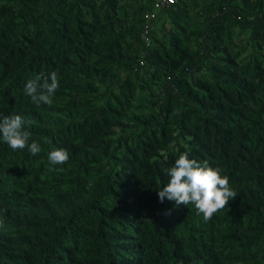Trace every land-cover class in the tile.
Masks as SVG:
<instances>
[{
	"label": "trees",
	"instance_id": "trees-1",
	"mask_svg": "<svg viewBox=\"0 0 264 264\" xmlns=\"http://www.w3.org/2000/svg\"><path fill=\"white\" fill-rule=\"evenodd\" d=\"M11 1L13 9L0 10L11 18L0 24V117L21 116L29 143L38 142L41 151L33 156L0 141V157L16 170L0 177V264H264V91L219 68L212 69L211 85L186 80L190 68L200 69L210 57L226 25L249 29L254 41L264 34V0H219L202 51L191 55L173 43L177 60L168 62L146 53L145 62L167 67L157 110L149 116H126L106 103L81 119L68 106L35 105L23 89L41 74L37 61L58 60L60 68L105 82L87 68L73 69L64 54L80 55L79 45L89 49V32L78 23L69 33V26L49 16L48 43L56 45V54L47 40L14 42L13 31L31 23L43 0ZM51 2L45 6L58 7ZM140 19V31L127 32L142 43ZM240 104L256 106L254 117L246 118ZM58 148L69 159L52 166L47 156ZM185 152L219 168L237 192L207 222L192 204L158 200L169 179L164 170Z\"/></svg>",
	"mask_w": 264,
	"mask_h": 264
},
{
	"label": "rangeland",
	"instance_id": "rangeland-1",
	"mask_svg": "<svg viewBox=\"0 0 264 264\" xmlns=\"http://www.w3.org/2000/svg\"><path fill=\"white\" fill-rule=\"evenodd\" d=\"M46 1L43 0L33 11L30 24L19 26L13 31V41L25 42V38H30L34 42L47 40L48 43L51 33L44 17L49 16L69 26V33L78 23H81L84 32H89V49L79 45L83 50L80 55L64 54L75 64L73 69L87 68L103 75L105 82L98 78L91 80L72 69L67 71L64 67L60 68L58 60L55 63L37 61L35 67L44 74L52 71L58 73L59 88L51 98L52 105L71 107L80 115V119L86 110L104 106L106 103L126 116H149L157 110L159 100L156 95L163 83L162 73L167 67L163 63L156 69L146 61L142 71L135 74L131 69L133 62L145 52L158 54L161 62L175 61L177 56L171 48L173 43L191 55L202 51L207 42L204 31L220 2L216 0L210 5L193 6L192 0H185L184 5L187 7L182 5L162 12L154 24L153 44L146 50L139 36L127 31H140V18L150 10L154 0H52V5L58 6L57 8H48L45 6ZM14 4L11 0H0V10L13 9ZM10 20L11 18L0 13V24ZM86 24H91L93 30H89ZM73 41L77 44L75 37ZM48 44L56 54V45ZM208 51L210 57L201 68H190V72L186 74V80L190 84L200 80L211 85L215 81L212 69L219 68L236 74L247 84L256 86L257 91H264V34L254 41L249 29L226 25L214 48ZM216 58L233 64L218 62ZM88 86L94 87L96 91H84ZM2 94H6V91ZM260 98L264 100L262 95ZM239 108L246 118H253L257 110L256 106L244 108L241 104ZM46 171L44 168L41 179H44ZM10 175H16V170L0 157V177Z\"/></svg>",
	"mask_w": 264,
	"mask_h": 264
},
{
	"label": "clouds",
	"instance_id": "clouds-1",
	"mask_svg": "<svg viewBox=\"0 0 264 264\" xmlns=\"http://www.w3.org/2000/svg\"><path fill=\"white\" fill-rule=\"evenodd\" d=\"M59 88V77L56 71L49 74L41 73L29 79L24 86V93L39 106H51L52 97ZM21 116L0 117V141L6 143L13 151L27 150L35 156L41 151L38 142L29 143L31 132L24 128ZM45 143H50L47 138ZM188 153H182L174 165L164 170L169 177L168 182L157 191L159 202L165 199L175 201L176 205L192 204L197 215H202L205 222L210 220L219 210L225 208L237 192L230 188L229 178L220 174L219 168L210 167L207 162L189 159ZM52 166L63 165L69 155L66 149L58 148L50 151L47 156ZM50 170L62 171L53 167ZM170 214V213H169Z\"/></svg>",
	"mask_w": 264,
	"mask_h": 264
},
{
	"label": "built area",
	"instance_id": "built-area-1",
	"mask_svg": "<svg viewBox=\"0 0 264 264\" xmlns=\"http://www.w3.org/2000/svg\"><path fill=\"white\" fill-rule=\"evenodd\" d=\"M182 1L183 0H154L152 4V9L147 11L143 16V22L140 32V38L143 47L146 50H148L153 44L154 24L158 20L159 14L174 8L177 4ZM146 53L147 52L143 54L142 58L138 61L136 66H134L135 68L133 70L135 72L137 69H141L145 66L146 62L144 56L146 55Z\"/></svg>",
	"mask_w": 264,
	"mask_h": 264
},
{
	"label": "crops",
	"instance_id": "crops-1",
	"mask_svg": "<svg viewBox=\"0 0 264 264\" xmlns=\"http://www.w3.org/2000/svg\"><path fill=\"white\" fill-rule=\"evenodd\" d=\"M193 1V6H198V5H210L212 4L213 2H215L216 0H192ZM218 1V0H217ZM154 2V1H153ZM183 3V4H182ZM239 3V2H238ZM153 4V3H152ZM181 5L179 6H182L184 4H186V1L183 0L181 3ZM237 4V3H236ZM185 6V5H184ZM187 7V6H185ZM152 9V8H151ZM150 9V10H151ZM161 15V13L159 14V16Z\"/></svg>",
	"mask_w": 264,
	"mask_h": 264
}]
</instances>
